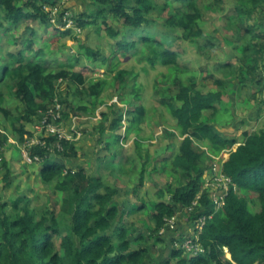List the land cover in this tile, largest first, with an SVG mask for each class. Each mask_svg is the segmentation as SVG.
Masks as SVG:
<instances>
[{
  "label": "trees",
  "instance_id": "1",
  "mask_svg": "<svg viewBox=\"0 0 264 264\" xmlns=\"http://www.w3.org/2000/svg\"><path fill=\"white\" fill-rule=\"evenodd\" d=\"M59 1L0 0V28H6L7 25L6 30H11L29 26L35 36L37 28L32 26V22H36L40 24L37 26L40 29L42 26H51L60 33L56 40L73 36L74 31L66 28V21L61 26L52 22V11L48 7L57 6ZM91 2V12L77 17L68 16V19H72L79 28L96 27L97 32L104 30L115 41L110 43L112 51L105 54L88 44L83 45L87 58L104 67L107 78L89 81L87 73L95 70L85 64L78 71L72 66L50 68L44 48L31 52V58H27V49L10 52L7 59L0 60V100L5 96L4 88H7L14 99L22 103V109L14 114L9 107L0 106L6 119L4 130L24 145L25 135H32L28 125L39 121L55 104L62 82L76 90L81 88L87 97L99 101L109 87L117 91L130 85L125 76H114L126 57L141 47L152 49L153 54L147 57L150 64L153 67L161 64L175 72L163 84L164 91L157 98L160 105L176 120V126L183 135L178 152L170 156L171 168H162L173 180L166 188L159 189V200L154 204L149 217L152 224L149 234L140 232L136 237L138 229L129 219L132 211L126 208L121 210L114 203V198L119 194L118 189L104 184L100 176L88 173L84 166L67 168L66 160L74 162L79 157L77 142L63 139V150L54 153L40 145L29 147L31 156L38 155L43 159L40 170L42 180L47 184L55 182L56 189L60 191L68 192L74 188V195L64 200L62 213L47 211L37 221L33 219L34 213L27 204L28 199L23 206L16 204L10 213L5 209L6 202L0 201V264H172L173 261L177 264H264V129L246 130L239 141L218 132L205 119L207 112L211 116L220 113L218 104L223 100V88L230 82L227 80L228 75L237 77L240 69H235L232 61L209 64L213 69L208 70L205 79L221 88L217 91L204 92L198 87L195 78L181 77L188 70L180 60L183 42L192 44L207 61L214 59L213 50L217 44L213 39L200 42L206 35L201 22L204 19L202 3L207 0ZM212 2L214 5L224 4L221 0ZM233 8V14L226 23V31L234 32L235 24H246L244 31L240 29L236 32L238 39L245 42L241 49L243 59L246 64L250 62L243 67L246 66V72L250 75V84L259 86V90L263 91L264 20L260 18L264 17V0H236ZM60 13L65 15L68 10ZM100 23L103 29L98 25ZM33 45L34 41L27 44L29 49ZM122 53L123 57L120 56ZM75 59L78 65L80 56ZM246 78L242 75L239 80ZM9 79L10 84H7ZM242 82L248 85L244 80ZM8 85L12 86V90ZM133 93L136 103L128 109V131L142 124L146 116V107L140 101L142 96L136 84ZM61 102L67 106L66 109L64 106L63 118L69 119L71 114L85 116L92 113V108L83 103L75 104L68 100L66 103ZM260 103L264 105V100ZM262 104L251 119H257ZM113 115L114 119L110 121L109 116L108 120L111 131L116 132L123 124V115L117 116V112ZM100 125V141L103 142L106 124L102 122ZM116 135L112 146H119L123 154L127 151L121 142L123 136ZM7 141L8 137L0 131V148ZM54 141L55 138L51 137L48 143ZM205 143H209L208 150L201 148ZM106 146L110 147L111 144ZM136 148L140 152L138 155L143 158L140 145H136ZM227 148L232 151L222 165V170L232 178V184L225 206L217 211L208 188H204V175L211 170L214 161L211 154L218 156ZM146 155L149 159L148 152ZM148 159L144 160L143 170L146 169ZM10 173L8 169L4 177L5 187L9 185ZM198 195L199 203L193 206ZM253 197L260 201L258 212L252 208L250 199ZM144 208L143 203L137 211ZM179 214L187 215L190 221L203 214L207 216L199 240L203 252L189 253L175 246L186 233L178 232L180 235L175 237L173 230L168 229L172 234L164 231L168 220ZM62 219H65L64 223ZM61 227L65 229V234L61 233ZM133 240L137 241L138 248H135ZM143 243L147 245L143 246ZM166 243H172V246L162 252L165 249L162 246ZM165 254L168 255L163 258Z\"/></svg>",
  "mask_w": 264,
  "mask_h": 264
},
{
  "label": "rangeland",
  "instance_id": "2",
  "mask_svg": "<svg viewBox=\"0 0 264 264\" xmlns=\"http://www.w3.org/2000/svg\"><path fill=\"white\" fill-rule=\"evenodd\" d=\"M159 1L162 2L163 0ZM221 1L224 2L223 5H214L212 0L202 3L204 19L201 24L206 30V35L200 42L205 43L208 38L213 39L217 44V48L213 50L214 59L211 62L207 61L203 54L197 53L192 44L183 42L182 47H180L182 50L180 60L188 70L180 76L195 78L198 87L204 92L217 91L221 88L215 87L205 79L208 70L213 69L212 65L209 64L232 61L235 69H240L237 77L228 75L227 80L230 82L223 88L225 92L223 100L218 104L220 113L211 116L207 112L205 119L210 121L218 132L241 141L244 131L264 129V105L260 103L264 100V90L260 91L259 86L250 84V75L246 72V66L243 67L250 64V62L246 64L243 59L241 49L244 48L245 42L238 39L236 32L240 29L244 31L247 27L246 24H235L234 32L226 31V23L230 15L233 14V6L236 0ZM91 4V0H60L57 6L47 7L52 11V22L61 26L66 20H72L68 19V16L77 17L86 12H91ZM65 10H68L65 15L60 13ZM262 19L264 20V17L260 18V20ZM32 23V26L37 28L35 36L32 35V29H29V26H19L11 30H6L7 25H5L6 28H0V60L7 59L10 52L17 53L21 49H27V58H31L33 55L31 52L44 48L48 55V66L50 68L58 69L62 66H72L74 70L78 71L80 66L85 64L95 70L87 73L89 81L107 78L105 68L101 67L96 61L87 58L83 48L84 44H88L101 50L104 54L110 53L113 47L110 43L112 44L115 41L111 40L104 30L97 32L96 27H85L83 29L76 27L73 23L74 35L64 36L60 40H56L60 33L52 29L51 26H42V29H40L37 27L39 23ZM98 25L101 26V23ZM101 28L103 29L102 26ZM216 36L217 38H215ZM30 41H34V45L29 49L27 44ZM151 54H153L152 49L141 47L134 51L131 56L126 57L114 76H125L130 85L117 91L109 87L103 92L99 101L87 97L81 88L77 90L71 88L66 82L61 83L56 97L57 100H62L64 103L67 100L74 101L75 104L83 103L92 108V113L89 115L76 116L71 114L69 119L64 118V122H62L63 129L69 136H72V141L77 142L80 148L79 157L74 162L66 160L65 163L67 168L77 169L78 166H84L88 173L100 176L104 184L118 189L119 194L114 198V203L118 204L121 210L126 208L132 211V216L129 219L138 229L136 237L140 232L146 234L150 232L152 224L149 217L154 209V204L159 200V189L166 188L168 183L173 180L162 171V168L164 166L171 168L170 156L178 152L183 139L180 129L176 126V120L157 100L162 95L160 92L164 91L163 84L169 78L171 79L175 72H171L168 67L161 64L153 67L147 60V57ZM123 55L124 53L120 54L121 57ZM77 56L81 58L78 65H76L75 59ZM242 75L247 78L239 80ZM234 76H236V73H234ZM10 79L7 84H10ZM238 80L241 81L242 85ZM243 80L248 84L247 86L243 85ZM134 84L137 88H140L142 96L140 101L146 107V116L142 124L128 131L126 130L128 109L135 106L134 103H136L135 94L133 93ZM8 86L12 90V86ZM4 92L5 96L1 98L0 106H7L11 112L17 114L22 109V103L16 101L11 94L12 92H9L7 88H4ZM260 104H262V110L259 116L257 115V119L251 121L253 120L251 119L252 115L257 112ZM114 112H117V116L123 115V124L119 126V130L116 132H112L110 129V121L115 117ZM109 116L110 121L108 120ZM5 122L4 114L0 111V131L8 137V143L0 148V201L6 202L5 209L7 213L12 212L16 204H19V206L25 205L26 199H28L29 208L33 210L35 221L39 220L47 211L62 213L64 200L74 195V188L68 192L60 191L56 189L55 182L45 183L40 177L43 159L39 158L38 161H35L34 156H31L29 151V156L26 155L24 146L9 131L4 130ZM102 122L106 124L103 142L100 141L102 136L100 123ZM34 124L28 125L29 131H33ZM116 134L123 136L121 142L124 144V148L127 149L123 156L119 155L121 154L119 146H112V143H115ZM106 144H111V146L107 147ZM136 145H140L143 158L138 155L140 152L137 150ZM208 145L209 143H205L201 148L208 150ZM238 145L239 143L232 149H235ZM196 147L200 148L198 144H196ZM232 149H224L218 156L224 158L227 153H231ZM147 152L150 156L149 159L146 155ZM147 159L146 169L143 170L144 160ZM8 169L11 171V178L8 182L9 185L5 187L4 177ZM142 176H144L143 182L140 183ZM218 186L210 188L212 189L209 190L210 196H214L219 191ZM167 196H169L168 193ZM250 202L255 211H260L261 205L257 197L251 198ZM143 203L145 208L137 211V208L141 207ZM190 210L192 211L193 208ZM176 218L177 225L178 223L194 225L198 217L190 221L187 215L179 214ZM62 222L64 223L65 219H62ZM168 229L173 230L175 237L180 235L178 233L179 229L166 227L164 231L171 233ZM61 233L65 234L63 227H61ZM59 238L60 236L57 239V244L60 241ZM133 243L136 246L134 247L138 248L137 241ZM146 245L147 243H143V246ZM171 246L172 243L169 245L166 243L162 246V248H165L162 252H166ZM167 255L165 254L163 258H166ZM172 264L177 263L173 261Z\"/></svg>",
  "mask_w": 264,
  "mask_h": 264
},
{
  "label": "built area",
  "instance_id": "3",
  "mask_svg": "<svg viewBox=\"0 0 264 264\" xmlns=\"http://www.w3.org/2000/svg\"><path fill=\"white\" fill-rule=\"evenodd\" d=\"M73 21L66 20V28H72ZM64 105L60 100L55 101V104L48 109L46 113H42V118L37 121L33 126L32 135L26 134V141L24 143V148L26 155L29 156L28 151L29 147L40 145L42 147L48 148L51 153L56 152V150H63L61 141L63 139L72 140V136H69L65 129H63L62 122H64L63 118ZM54 137L55 141L51 144L48 143V140ZM229 153L225 155L224 158H220V156H213L214 161L211 167V170L206 172V176L204 175L205 183L204 188H208V190H212L210 188H215V186L219 185V191H217L214 196H209L212 199L213 203L216 205V210L219 211L226 204V196L229 193L230 185L232 184V178L227 176L223 170L222 165L228 159ZM35 161H38L40 156L36 155L33 157ZM67 172V170H66ZM213 182V184H212ZM200 200V195L197 196V199L194 201L193 206L198 205ZM177 216L168 220L167 227H172V229L177 228ZM210 218L212 216H209ZM207 222L206 215L198 216L197 220H195V224L190 227L189 234L179 242L176 243V246L184 249L186 252L198 254L199 252H203L204 248L199 243L200 235L203 232L204 226Z\"/></svg>",
  "mask_w": 264,
  "mask_h": 264
},
{
  "label": "crops",
  "instance_id": "4",
  "mask_svg": "<svg viewBox=\"0 0 264 264\" xmlns=\"http://www.w3.org/2000/svg\"><path fill=\"white\" fill-rule=\"evenodd\" d=\"M257 112H258V109H257ZM258 115V114H257ZM253 116V115H252ZM256 120V119H255ZM251 121H254V119L253 120H251ZM250 131H253V130H250ZM121 156H123V154H121ZM124 202H126V201H124ZM192 225H188L187 223H183V224H180V223H178V226H177V229H179V232L180 233H182V232H184V230H185V232L186 233H188L189 234V230H190V227H191Z\"/></svg>",
  "mask_w": 264,
  "mask_h": 264
},
{
  "label": "clouds",
  "instance_id": "5",
  "mask_svg": "<svg viewBox=\"0 0 264 264\" xmlns=\"http://www.w3.org/2000/svg\"><path fill=\"white\" fill-rule=\"evenodd\" d=\"M186 233V232H185Z\"/></svg>",
  "mask_w": 264,
  "mask_h": 264
}]
</instances>
